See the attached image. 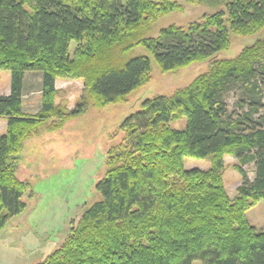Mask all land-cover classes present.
<instances>
[{"label":"trees","instance_id":"16d2710c","mask_svg":"<svg viewBox=\"0 0 264 264\" xmlns=\"http://www.w3.org/2000/svg\"><path fill=\"white\" fill-rule=\"evenodd\" d=\"M175 0H0V70L11 74L9 96H0V232L21 214L30 183L17 175L28 141L56 132L88 107L125 100L149 79L154 61L162 72L215 58L231 34L264 29V0H187L221 6L188 28L168 27L143 40L147 54L117 63L115 48L159 16ZM136 36V37H135ZM80 46L73 57L70 44ZM217 64L172 97L145 100L120 126L130 149L108 153V169L96 184L101 200L41 264H264V229L246 212L264 200V46ZM113 60V61H112ZM255 65L260 67H255ZM42 74L41 110L22 111L23 77ZM80 80L84 101L74 111L57 105L55 81ZM239 91L236 110L224 96ZM186 118L182 131L170 122ZM230 153L242 179L230 200L219 171ZM212 159L209 171L185 170L186 159ZM253 165L250 180L243 167Z\"/></svg>","mask_w":264,"mask_h":264},{"label":"rangeland","instance_id":"374dc122","mask_svg":"<svg viewBox=\"0 0 264 264\" xmlns=\"http://www.w3.org/2000/svg\"><path fill=\"white\" fill-rule=\"evenodd\" d=\"M176 10L159 16L150 26L139 30L132 42L126 41L115 48V60L147 54L139 45L143 40L155 39L171 26L186 29L203 18L221 10V6L193 4L187 0H175ZM264 46V29L252 34H231L229 46L215 58L194 62L172 72H162L152 62L148 81L120 103L103 108L88 107L85 114L73 118L62 129L40 134L28 141L17 163V175L30 183L23 197L25 210L7 221L0 232V264H41L60 248L76 229L84 212L101 200L96 184L108 169V153L124 144L132 149L136 141L126 139L120 131L123 121L139 111L145 100L155 97H172L185 90L199 78L217 70V64L234 62L245 52L253 53ZM79 44H70L73 57ZM113 61V60H112ZM264 66V62L262 65ZM255 65V67H260ZM28 77L36 78L37 72ZM9 71L0 70V91L10 84ZM61 81L55 103L68 111L76 110L84 101V86L80 80ZM240 92L232 91L224 96L229 112L236 110ZM186 118L180 117L169 124L172 130L182 131ZM239 163L230 153L223 156L220 179L228 198L237 196L242 179L235 167ZM212 159H186L185 170L209 171ZM250 180L254 178L253 165L243 167ZM249 224L257 231L264 229V200L258 201L246 212Z\"/></svg>","mask_w":264,"mask_h":264},{"label":"crops","instance_id":"0c3cea01","mask_svg":"<svg viewBox=\"0 0 264 264\" xmlns=\"http://www.w3.org/2000/svg\"><path fill=\"white\" fill-rule=\"evenodd\" d=\"M33 75L32 72H27L23 77L22 88V111L25 114L35 115L41 110V96H42V74L37 73L36 78L28 77ZM61 81H55V89L59 90ZM11 92L10 84L7 85L2 91L0 96H9ZM7 121L0 119V137L4 136L7 132Z\"/></svg>","mask_w":264,"mask_h":264}]
</instances>
